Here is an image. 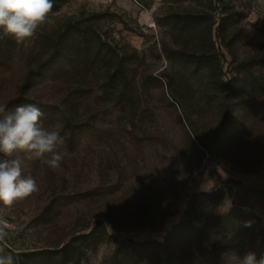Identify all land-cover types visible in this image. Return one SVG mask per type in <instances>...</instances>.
Masks as SVG:
<instances>
[{
	"label": "rangeland",
	"instance_id": "obj_1",
	"mask_svg": "<svg viewBox=\"0 0 264 264\" xmlns=\"http://www.w3.org/2000/svg\"><path fill=\"white\" fill-rule=\"evenodd\" d=\"M229 13L234 28L219 31ZM186 17L196 23L187 25ZM73 18L84 24L95 20L119 53L138 56L132 65L144 83L139 108L133 116L131 107L98 102L95 93L81 111L85 118L89 111L97 115V135L75 149L64 143L59 169L23 161V174L35 178L39 191L11 206L0 204L7 232L0 255H13L16 264H154L151 254H135L131 247L162 242L190 204L203 215L251 211L255 217L245 230L216 228L213 238L223 264H237L235 255L248 250L259 259L264 251V0H65L38 31ZM173 50L210 53L213 61L186 65ZM21 68L18 63L0 73V104L15 89ZM62 87L41 86L38 98L54 101ZM163 217L164 228L153 230ZM96 221L103 223L97 234L105 230L106 238L79 240V259L69 263L53 255ZM121 241L128 244L118 251Z\"/></svg>",
	"mask_w": 264,
	"mask_h": 264
},
{
	"label": "trees",
	"instance_id": "obj_2",
	"mask_svg": "<svg viewBox=\"0 0 264 264\" xmlns=\"http://www.w3.org/2000/svg\"><path fill=\"white\" fill-rule=\"evenodd\" d=\"M64 1L53 0L51 12L60 11ZM96 17L97 15L93 19ZM186 18L187 25L196 23L194 17ZM93 19L90 24H84L75 18L67 19L60 25L38 31L27 48L24 43L17 44L10 37L0 39V73L14 64L22 63L15 89L10 93V97L4 98L1 103H5L7 111H14L22 104L38 106L44 113L41 117L42 125L58 129L65 145L72 149L77 148L86 139L93 138L100 131L97 115L95 117L94 113L89 111L85 118L82 113L81 108L85 103L96 99L98 102L111 103L114 106L131 107L130 110L135 113L129 114L135 116L144 84L143 78L136 77L137 73L132 65L134 59L138 60V56L119 53L103 38ZM235 23L234 13H229L218 29L225 32L229 27L234 28ZM233 39L234 35L230 42ZM172 52L184 64L195 67L209 65L212 60L210 53L197 55L186 50ZM49 84L65 87H62L61 94L57 95L54 101L43 102L37 93L41 86ZM228 107L227 104L226 108ZM231 129L229 126V132ZM239 212L203 215L189 204L185 207L181 220L166 231L162 242L135 243L137 247L131 249L135 254L148 252L154 264H223L221 246L216 243L213 234L216 228L230 226L236 230H245L247 223L254 220L255 215L251 211ZM178 213L179 209L176 210V214ZM167 220L163 217L153 230H162ZM101 225L103 226L101 221L88 225L86 232L74 235L53 255L60 256L67 263L79 259L76 255L80 250L76 246L79 240L95 242L108 236L105 230L97 234ZM127 244L128 241L118 243V251Z\"/></svg>",
	"mask_w": 264,
	"mask_h": 264
},
{
	"label": "clouds",
	"instance_id": "obj_3",
	"mask_svg": "<svg viewBox=\"0 0 264 264\" xmlns=\"http://www.w3.org/2000/svg\"><path fill=\"white\" fill-rule=\"evenodd\" d=\"M53 9V0H0V39L10 37L17 44L31 40L47 21ZM0 104V204L11 206L39 191L31 175H24V160H39L50 169L61 167L64 138L54 127H44V113L34 104L18 105L7 111ZM7 232L0 221V241ZM2 251V250H0ZM237 264H264V255L248 250L243 257L235 255ZM0 264H16L14 256L0 255Z\"/></svg>",
	"mask_w": 264,
	"mask_h": 264
}]
</instances>
